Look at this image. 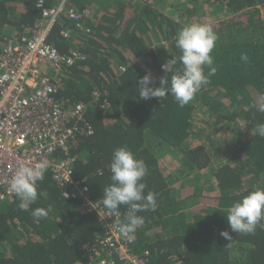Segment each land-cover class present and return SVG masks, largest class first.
Masks as SVG:
<instances>
[{
	"label": "trees",
	"instance_id": "obj_1",
	"mask_svg": "<svg viewBox=\"0 0 264 264\" xmlns=\"http://www.w3.org/2000/svg\"><path fill=\"white\" fill-rule=\"evenodd\" d=\"M56 1L43 0V6ZM148 1L68 0L79 13L88 10L80 21H86L89 33L62 37L60 31L75 24L65 13L50 31L48 42L59 52L76 49L84 56L67 68L56 94L67 107L86 104L83 120L71 121L77 128L68 149L75 156L74 177H85L89 196L103 205L112 153L127 147L147 165L145 195L156 193L157 202L155 211L137 213L144 224L136 231L133 252L143 257L147 251L149 264H264V220L254 233L244 234L232 232L226 218L234 202L264 188V137L253 134L264 113L252 107L264 94V0H185L193 9L208 4L223 16L207 23L218 37L210 53L216 72L183 107L171 94L160 100L138 95L146 73L158 87L161 77L170 82L183 68L176 47L183 23ZM36 2L0 0V50L7 38L21 36L40 20ZM171 58L176 63L166 72L162 65ZM209 71L204 66V74ZM98 90L107 91L109 105L92 102ZM196 102L231 135L220 159L205 143L190 139ZM162 147L177 154L174 173L161 166L157 150ZM207 168L213 187L181 192ZM64 189L46 171L38 193L46 191L47 199L38 197L28 211L19 209L14 193L0 201V264H95L90 244L103 235V224L94 211H81L80 199L65 197ZM49 204V216L34 222L31 211ZM118 211L123 221L127 206Z\"/></svg>",
	"mask_w": 264,
	"mask_h": 264
},
{
	"label": "built area",
	"instance_id": "obj_2",
	"mask_svg": "<svg viewBox=\"0 0 264 264\" xmlns=\"http://www.w3.org/2000/svg\"><path fill=\"white\" fill-rule=\"evenodd\" d=\"M67 3L68 0H57L51 8L42 4L40 20L21 36L7 38L0 50V201L13 194L9 180L19 163L34 165L48 160L47 171L65 188L63 195L80 199L81 211H94L103 224V235L90 244L97 257L95 264H112L114 260L149 264L145 257L148 252L143 257L136 254L133 241L120 235V212H110L93 201L87 179L74 177L75 156L69 155L68 149L77 128L71 121L83 120L86 104L79 101L67 107L56 94L67 68L84 56L76 49L59 52L48 42V36L62 13L75 22L72 28L60 31L62 37L69 38L71 32L89 33L90 28L86 21H80L88 10L83 8L79 13ZM106 95V90L95 91L92 102L107 106Z\"/></svg>",
	"mask_w": 264,
	"mask_h": 264
},
{
	"label": "clouds",
	"instance_id": "obj_3",
	"mask_svg": "<svg viewBox=\"0 0 264 264\" xmlns=\"http://www.w3.org/2000/svg\"><path fill=\"white\" fill-rule=\"evenodd\" d=\"M42 4L43 0H37L36 7L39 8ZM217 39L210 24L191 23L183 26L176 37V47L181 52L179 60L183 66L182 70L173 74L170 82L165 76L161 77L158 87L151 86L153 77L151 72L146 73L138 82L139 98L160 100L171 94L179 106L187 105L202 86L210 82L209 77L216 72L210 53ZM241 60L247 62V54H242ZM175 63V58H171L162 68L167 72L168 65ZM204 66L210 69L207 75L204 74ZM252 107L264 113V94L254 101ZM253 134L264 137V123L258 124ZM49 167L48 160H41L34 165L28 162L18 164L9 180V190L19 199L20 210L28 211L38 197L47 199L46 191L38 193V182L44 180ZM109 168L111 183L103 188L102 202L110 212H116L121 205L127 206L123 221L117 225V229L123 238L132 242L135 240L137 229L144 224V218L137 213L155 211L156 193L149 191L145 195L146 184L143 180L148 174L147 165L127 147H119L113 151ZM52 211L51 204L47 208L36 207L31 211V216L34 222H39L40 219L47 218ZM226 218L232 232L254 233L264 220V188H257L240 201L234 202L229 207ZM221 236L231 239L228 231H222Z\"/></svg>",
	"mask_w": 264,
	"mask_h": 264
},
{
	"label": "rangeland",
	"instance_id": "obj_4",
	"mask_svg": "<svg viewBox=\"0 0 264 264\" xmlns=\"http://www.w3.org/2000/svg\"><path fill=\"white\" fill-rule=\"evenodd\" d=\"M148 2H151L157 9L167 12L169 16L174 17L176 20H180L183 26L191 23L207 24L210 21H217L223 16L211 10L208 4L200 9H196L195 5L193 9V6L187 4L185 0H149ZM192 126L193 135L190 138L191 141L199 144L205 143L209 149L211 148L215 151L216 156H213V158L220 159L219 157L224 155V151L222 152L223 145H227L231 139V135L226 131V125L220 119L214 120L213 116L208 115L205 108L196 102L192 114ZM247 129V133H249L250 130L249 128ZM157 153L164 171L174 173L178 167L176 152L173 149L162 147L157 150ZM209 171L210 169L207 168L196 174L195 180L191 184H185L184 188H181V192L190 193L189 191L192 192L194 187L207 191V188L213 187L214 184L210 180Z\"/></svg>",
	"mask_w": 264,
	"mask_h": 264
}]
</instances>
